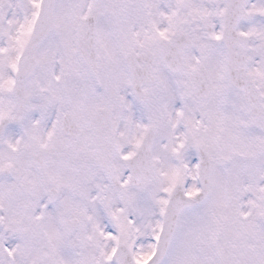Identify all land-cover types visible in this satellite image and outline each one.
Segmentation results:
<instances>
[{
    "label": "snow or ice",
    "instance_id": "obj_1",
    "mask_svg": "<svg viewBox=\"0 0 264 264\" xmlns=\"http://www.w3.org/2000/svg\"><path fill=\"white\" fill-rule=\"evenodd\" d=\"M0 264H264V0H0Z\"/></svg>",
    "mask_w": 264,
    "mask_h": 264
}]
</instances>
